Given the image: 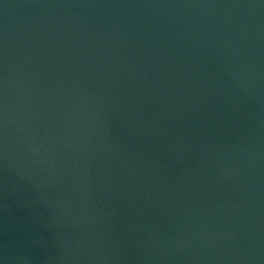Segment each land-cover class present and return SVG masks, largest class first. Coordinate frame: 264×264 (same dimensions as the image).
Returning a JSON list of instances; mask_svg holds the SVG:
<instances>
[{
	"label": "water",
	"instance_id": "water-1",
	"mask_svg": "<svg viewBox=\"0 0 264 264\" xmlns=\"http://www.w3.org/2000/svg\"><path fill=\"white\" fill-rule=\"evenodd\" d=\"M0 264H264V0H0Z\"/></svg>",
	"mask_w": 264,
	"mask_h": 264
}]
</instances>
